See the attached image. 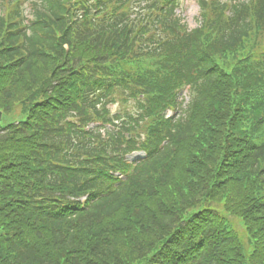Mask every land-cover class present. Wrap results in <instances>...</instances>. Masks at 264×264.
I'll return each mask as SVG.
<instances>
[{
	"label": "trees",
	"instance_id": "obj_1",
	"mask_svg": "<svg viewBox=\"0 0 264 264\" xmlns=\"http://www.w3.org/2000/svg\"><path fill=\"white\" fill-rule=\"evenodd\" d=\"M197 3L0 0V264H264V0Z\"/></svg>",
	"mask_w": 264,
	"mask_h": 264
},
{
	"label": "rangeland",
	"instance_id": "obj_2",
	"mask_svg": "<svg viewBox=\"0 0 264 264\" xmlns=\"http://www.w3.org/2000/svg\"><path fill=\"white\" fill-rule=\"evenodd\" d=\"M180 8L177 11V15L181 17L182 22L186 25L188 29H193L198 26L199 24V8L196 0H180ZM27 6V5H26ZM123 103L121 101L116 100L115 103H113L110 108L113 110L118 109L121 107ZM126 107L131 108V105H127ZM141 153H134L133 155L129 156V159L134 160L137 157H140ZM235 221V220H234ZM236 226L238 227V230L240 231V235L244 242H246L245 234L241 230L239 223L237 221Z\"/></svg>",
	"mask_w": 264,
	"mask_h": 264
},
{
	"label": "water",
	"instance_id": "obj_3",
	"mask_svg": "<svg viewBox=\"0 0 264 264\" xmlns=\"http://www.w3.org/2000/svg\"><path fill=\"white\" fill-rule=\"evenodd\" d=\"M0 116H1V113H0Z\"/></svg>",
	"mask_w": 264,
	"mask_h": 264
}]
</instances>
